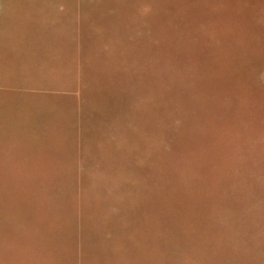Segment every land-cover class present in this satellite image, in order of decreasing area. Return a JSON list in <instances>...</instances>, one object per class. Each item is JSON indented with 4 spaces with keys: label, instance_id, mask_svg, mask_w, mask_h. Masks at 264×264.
<instances>
[{
    "label": "rangeland",
    "instance_id": "1",
    "mask_svg": "<svg viewBox=\"0 0 264 264\" xmlns=\"http://www.w3.org/2000/svg\"><path fill=\"white\" fill-rule=\"evenodd\" d=\"M51 1L88 62L0 71V264H264V0Z\"/></svg>",
    "mask_w": 264,
    "mask_h": 264
},
{
    "label": "crops",
    "instance_id": "2",
    "mask_svg": "<svg viewBox=\"0 0 264 264\" xmlns=\"http://www.w3.org/2000/svg\"><path fill=\"white\" fill-rule=\"evenodd\" d=\"M24 4L25 5L13 7V14H8V16L2 18V20H5L6 24L12 26V28L10 26L8 27L6 34L9 39V44L13 45L15 48L13 51L9 48L7 53L14 54L15 57L6 56L5 61L0 59V71L10 72V70H15L22 73L25 70H31L35 72L28 76L52 79L61 75H67L74 79L83 78L84 68L88 62L87 60L85 61L86 63H79L77 59L72 68L68 67V73H59L60 71L63 72V62L58 61L59 58L56 57L61 53L63 54L66 52V49L63 46H65L64 44H67L63 40L64 29L60 28L63 23L68 20L62 18L61 14L63 7L53 5L51 0H31ZM95 8L96 7L92 6L90 10L87 7H84L85 10L90 11H84V16L77 17L76 20H74L76 26L79 27V25H81V30L84 31L80 35L79 28H76V38L78 40H87V38H92L90 37L91 35L94 36L96 34V37H100L102 40L104 38L106 40L111 39L110 42H112L113 38L116 36H118V38L121 37V29L118 28L117 33L116 28H114L116 26L112 23V19L110 17H102L100 19L96 14L97 9ZM12 38L16 42L13 41ZM88 42L91 44L94 43L93 39ZM118 44L121 45V41L118 42ZM86 45L89 44H85L84 47ZM20 46L33 47L29 52L33 54L34 57L26 55L27 51L20 48ZM76 51L77 53L80 51L84 52V49ZM26 58L35 59V61L32 65H29ZM7 75L8 74H6V77ZM56 92L58 93V91ZM77 92L81 91L79 90Z\"/></svg>",
    "mask_w": 264,
    "mask_h": 264
}]
</instances>
